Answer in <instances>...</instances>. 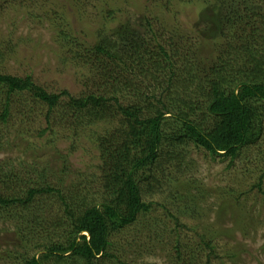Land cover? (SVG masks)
<instances>
[{
	"label": "trees",
	"instance_id": "16d2710c",
	"mask_svg": "<svg viewBox=\"0 0 264 264\" xmlns=\"http://www.w3.org/2000/svg\"><path fill=\"white\" fill-rule=\"evenodd\" d=\"M80 1L76 6L73 0L74 9L80 7ZM170 1L165 0L166 4ZM172 1L198 8L192 30L208 53L200 67L191 62V52L180 64L175 61L180 44H175L176 51L170 44L166 49L154 32L156 19L148 18L147 12L139 18L146 31L142 34L115 3L107 2L100 7L101 32L110 22L114 27L110 35L99 33L100 39L90 45L77 38L72 18L58 12L51 17L68 54L89 75L96 74L94 81L84 76L81 83L85 87L79 94L69 95L66 89L48 92L29 77L0 73L3 121L15 96H27L29 109L46 105L48 116L65 95L64 117L81 120L82 126L115 122L97 137L104 201L76 208L60 197L56 238L36 245L42 247L41 256L11 250L22 264H106L113 256L109 238L150 210L151 203L143 199L145 190L161 189L159 178L152 173L155 165L177 161L176 168L180 167L186 146L232 161L241 148L264 140V0ZM199 23L203 26L198 27ZM48 130L47 126L40 134ZM73 133L77 134L76 128ZM14 174L0 172L7 190L0 191V221L17 228L29 223L27 212L36 194L56 191L58 195L60 191L29 182L20 192ZM263 177L260 175L259 183ZM200 236L202 247L214 253L211 240ZM24 237L27 240V234ZM24 241L19 243L26 249ZM173 247L175 263L197 262L190 260L184 250L187 247L178 241ZM210 253L203 264H210Z\"/></svg>",
	"mask_w": 264,
	"mask_h": 264
},
{
	"label": "rangeland",
	"instance_id": "374dc122",
	"mask_svg": "<svg viewBox=\"0 0 264 264\" xmlns=\"http://www.w3.org/2000/svg\"><path fill=\"white\" fill-rule=\"evenodd\" d=\"M119 1L81 0L76 10L73 0H0V73L20 79L29 77L48 92L66 89L69 95L79 94L85 87L81 83L84 76L94 81L96 74L89 75L77 64V58L68 54L51 17L58 12L72 18L77 38L90 45L100 39L99 33L110 35L114 27L110 22L101 32L100 7L107 2L115 3L142 34L146 31L139 18L145 12L148 18L154 17V32L166 49L170 44L176 51L175 44H180L174 56L179 64L190 52L191 62L197 67L207 58V47L192 30L196 6L172 0L169 4L165 0L151 4V0ZM3 99L0 91V114ZM59 100L47 116L46 105L30 110L27 96H15L6 120L0 118V172L15 173L20 192L29 182L60 191V195L56 191L35 195L27 212V225L16 228L0 221V264H22L11 250L41 256L42 247L36 245L55 239L60 229L56 222L63 202L60 197L76 208L104 201L97 137L115 122L82 126L83 121L64 117L63 104L68 97L62 95ZM47 126L51 131L40 134ZM75 128L77 134L73 133ZM182 150L185 156L180 167L176 168L177 161L153 167L161 189L152 187L156 190L151 193L145 190L143 199L151 203L150 210L140 213L109 238L113 256L106 264H177L173 260V244L177 241L187 247L184 250L190 260L203 264L210 252L202 247L201 234L214 244L210 264H264V177L259 183L264 174V140L241 148L240 155L232 161L212 157L194 146ZM3 184L0 181V191L6 193ZM22 241L26 249L20 247Z\"/></svg>",
	"mask_w": 264,
	"mask_h": 264
}]
</instances>
